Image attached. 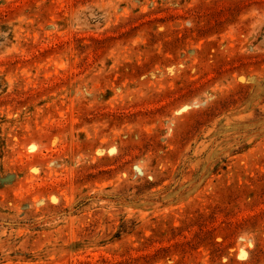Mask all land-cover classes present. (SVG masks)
<instances>
[{
  "label": "rangeland",
  "instance_id": "374dc122",
  "mask_svg": "<svg viewBox=\"0 0 264 264\" xmlns=\"http://www.w3.org/2000/svg\"><path fill=\"white\" fill-rule=\"evenodd\" d=\"M0 264H264V0H0Z\"/></svg>",
  "mask_w": 264,
  "mask_h": 264
}]
</instances>
